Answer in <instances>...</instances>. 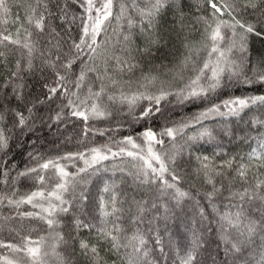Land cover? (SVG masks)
<instances>
[{
  "label": "snow or ice",
  "instance_id": "obj_1",
  "mask_svg": "<svg viewBox=\"0 0 264 264\" xmlns=\"http://www.w3.org/2000/svg\"><path fill=\"white\" fill-rule=\"evenodd\" d=\"M15 7L20 11L13 14L8 0H0V26H7L10 22L17 25L15 38L7 27L0 28V48L15 45L26 50L27 58L23 63L17 60L15 70L0 85V152L9 148L13 135L27 136L35 131L38 123L46 121L64 123L65 120L75 118L84 123L86 135L91 131L88 127L90 120L110 115L105 97L109 102H127L129 114L135 111L139 100H148V106L138 115H133L137 123L153 119L161 113L160 102L173 93L161 91L156 96L145 95L143 92L126 95L121 90L117 96L115 92L109 94V89H122L124 83H130L116 76L133 72L140 66L138 57L146 58L154 55V50H159L164 39L160 22L169 12L173 15L174 28H185L187 14L184 11V0H130V3L128 0H17ZM194 7L198 13L193 18L194 22L204 26L202 37L207 58L202 65H197L200 49L185 43L188 55L180 62L176 74L183 78V71L191 63L194 76L174 93L179 102L200 99L232 86L264 85V0H194ZM225 16L228 19H224ZM77 21L78 40L70 38L71 29L67 27L75 25ZM112 21L117 25L114 33L123 36L122 41L117 40V44L122 46L121 54L115 52L110 39H101L107 35ZM122 21L126 22L127 32L120 31ZM135 27H139L144 36L143 47L132 46V29ZM21 31L24 33L23 38ZM256 41L262 43L261 48L254 47ZM38 51L42 69L48 70L51 75L50 78L43 77L41 94L32 96L22 73L33 71L34 54ZM5 59V52L0 51V63ZM77 64L78 72L74 70ZM145 79L151 83L156 77L149 79L145 76ZM13 101L15 107L12 106ZM45 106L47 115L41 112ZM252 106H264V95L229 97L219 104H212L176 127L161 129L159 133L147 127L138 134L143 139V145L137 144L132 136L117 142L131 146L136 151L127 150L126 147L113 151L105 144L86 149L85 152H69L45 159L34 148L27 153L33 165L25 166L14 179L32 177L37 188L18 199L15 198V191L12 195H0V205L6 202L17 210L15 216L21 219L41 221L47 226V232L34 239L31 232L21 236L19 231L11 228L10 231L19 236L20 241L14 243L0 240V249H7L11 253V258L0 256V261L2 264H50V258L56 257L58 264H72L57 249L61 245L67 247L69 241H76L73 232L87 229L94 231L95 243L80 239L79 252L88 259L89 264H108L100 256L103 244H108L106 251L118 257L119 264H158L160 259L166 262L168 254L164 253L159 234L151 227L155 217L148 222L146 230L140 227L144 223L145 214L150 210L146 207L147 201L132 200L135 213L131 219L133 230L130 235L119 222L125 209L122 206L124 201L116 190L118 185L114 181L105 182L102 189L103 193H109L110 196L108 199L103 195L100 197L99 223L93 222L95 216L92 221L81 219L83 204L87 200L86 189L77 196L75 188L79 183L87 181L82 180L79 173H87L94 165L102 166V162L110 156H127L141 162L133 165L135 172L128 173L134 183L140 186L158 185L159 195H170L177 205L185 198L193 199L199 207L202 221H208L207 232L216 234L218 243L213 249L211 236L205 238L202 232H194L191 245L186 250H177L178 264H264V179H257L255 183L248 181L249 172L253 168L257 172L264 170V118L253 116L245 120L241 115ZM222 108L226 110L222 111ZM212 115L236 117L243 121L245 127L239 129L243 135H236V139L251 142L255 146L250 145L249 152L240 154L239 162L236 155L219 164L215 163V156L219 153L211 157L196 156L199 164L197 174L203 173L204 182L211 185V190L203 193V198L208 201L207 206L215 212L214 218L210 219L199 200H195L190 191L179 186L182 177L174 165L177 157L183 154L184 147L176 145L174 141L185 128L193 123L200 124ZM9 119L11 127L7 125ZM223 130L228 136L234 135L236 131L227 126ZM205 136L209 140L215 139L210 129L203 128L197 135L188 137V140L195 142ZM162 137H169L173 141L170 154L156 150V145L164 144ZM74 158L83 160L85 166L76 173H70L61 161ZM0 167L4 169V179L0 182L6 183L11 169L6 164ZM16 167L12 165L13 169ZM118 170L124 172L123 168ZM233 171L235 175H232ZM237 181L241 182L240 188L236 187ZM70 190L73 193L72 199L66 198ZM221 197L227 201V211L221 212L217 207L216 201ZM23 205H31L38 211H21ZM156 207L155 203L151 205L152 209ZM163 207L167 211V205ZM73 209L77 211L73 212ZM69 213H72L71 222L63 225L69 231L63 233L59 230L62 226L60 217ZM4 219L10 221L13 217ZM153 237L162 254L156 258H153L154 249L149 248V240ZM69 255H75V248ZM112 264H117V261L113 260Z\"/></svg>",
  "mask_w": 264,
  "mask_h": 264
},
{
  "label": "trees",
  "instance_id": "obj_2",
  "mask_svg": "<svg viewBox=\"0 0 264 264\" xmlns=\"http://www.w3.org/2000/svg\"><path fill=\"white\" fill-rule=\"evenodd\" d=\"M16 2L17 0H8L10 11L13 14L20 11L15 7ZM128 2L130 3V0ZM184 4V11L187 14L184 21L185 28L183 30L178 27L174 28L173 15L169 12L160 22V31L164 39L159 50H154V55L152 56L146 58L138 57L140 66L133 72H125L116 76L117 79L130 83H124L122 89H109V94L115 92L117 96L121 90L126 95L143 92L145 95L156 96L161 91L173 93L160 102L159 107L161 108V113L156 114L153 119L141 120L137 123L133 120V115H138L144 107H147L150 103L148 100H139L135 105V111L129 114L127 102L121 103L119 100L109 102L105 97V103L108 105L110 115L104 118L90 120L88 127L91 131H88L86 135L84 123L75 118H72L70 121L65 120L64 123H53L51 121H46L43 124L38 123L35 131L27 136L21 137L19 135H13V139L9 142V148L0 152V165L6 164L8 169H11L7 182H0V195H12L13 191H15V198L18 199L20 196L26 195L37 188V184L32 177H20L18 180L14 179L17 173L23 170L25 166L33 165L27 153L32 152L34 148L45 159L63 156L69 152H85L86 149L105 144L109 145L113 151H117L119 147H126L127 150L136 151L137 149H131V146L120 145L117 142L123 140L124 137L132 136L137 144L143 145V139L142 137H138V134L143 132L147 127H151L155 132L159 133L161 129L165 127H176L180 123L190 120L194 115L204 111L212 104H219L229 97L264 95V85H242L223 88L214 94L200 99L188 100L183 103L179 102L174 93L183 88L189 82L190 78L194 76V73L191 71V63L183 71V78L176 74L180 62L188 55V50L184 47L185 43L188 42L194 45L195 48L200 49L197 57V65H202L203 61L207 58V51L204 49V40L202 37L204 26L203 24L195 23L193 19L198 14L195 11L194 0H184ZM116 11H119V3H117ZM134 18L137 21L139 20L138 17L134 16ZM224 19H228V17L225 16ZM78 24L79 21L75 25L67 26L71 29L70 38L79 39ZM121 24L120 31L127 32L126 22L122 21ZM2 27H7L8 32L12 33L13 38H15L17 25L10 22L7 26H0V28ZM116 27V22L112 21L111 26L107 30V35L102 36L101 39H110V45L114 46L115 52L121 54L122 46L117 44V40L122 41L123 36L114 33ZM132 32L134 42L132 46L143 47L144 36L140 33L139 27L133 28ZM20 35L23 38V31H21ZM33 38L35 39V37ZM41 47H43V44ZM254 47L261 48L262 43L256 41ZM0 51H4L6 56L4 62L0 63V85H2L11 71L15 70L16 61L21 60L23 63L26 60L27 52L25 49L15 45L0 48ZM34 55L33 71L22 73V75L25 76L26 83L29 85L28 91L32 96H39L41 94L43 77L48 76L50 78L51 74L48 70L42 69L39 51ZM238 55L237 53L236 56ZM74 70L79 71V64L76 65ZM145 76L149 77V79L155 76L156 79L150 83L148 79H145ZM96 87H99V82L96 83ZM12 106L15 107V101L12 102ZM53 107L55 106L53 105ZM224 110L226 109L222 108V111ZM41 112L47 115V106L42 108ZM241 115L244 116L245 120L253 116L264 118V106H252L250 110L246 109ZM7 125L11 127L10 119L7 121ZM225 126L236 130L235 134L232 136L226 135L223 130ZM244 127L243 121L238 120L236 117L212 115L202 120L200 124L193 123L185 128L174 141L176 145L184 147L183 154L177 157L174 165L178 174L182 177V180L179 181V186L183 190L190 191L192 196L195 197V200H199L200 206L205 207L206 214H209L210 219L214 218L215 212L207 206L208 201L203 198V193L210 191L211 185L204 182L203 173L197 174L196 169L199 167V164L196 156L207 155L211 157L219 153L215 156V163L219 164L223 160L236 155L239 162V155L249 152L250 145L255 146L251 142H242L236 139V135H243V132L239 131V129ZM203 128L210 129L215 139L209 140L205 136L203 139H198L195 142L188 140V137L197 135ZM162 139L164 140V144L156 145V150L170 154L173 150V141L169 137H162ZM61 163L66 166V170L70 173H76L79 168L85 166L83 160L75 158L73 160H63ZM140 163V161L133 160L127 156H110L108 160L102 162V166L94 165L88 169L87 173H79L80 178L87 181V183H79L75 188V194L77 196L81 191L86 189L85 195L87 196V200L83 204L81 219L92 221V217L95 216L96 220L93 222L99 223L98 208L100 197L103 195L105 199H108L110 196L109 193H103L102 189L104 188L105 182L112 183L114 181L118 185L116 190L124 201L122 206L125 209V213L119 222L125 227L127 234L130 235L133 230L131 219L135 213V206L132 204V200L147 201L146 207L150 210L145 214L144 223L140 227L146 230L149 226L148 222L155 217L151 227L154 232L159 234L164 247V253L168 254L167 261L165 262L163 259H160L158 264H178L177 250H186L191 245L194 232L197 234H201L202 232L205 238L211 236L213 240L212 248L215 249L216 243H218L216 234L214 232H207L208 221H202L199 215V207H197L193 199L185 198L177 205L171 199L170 195H159L157 191L158 185L140 186L133 182L128 173L135 172L136 169L133 165H139ZM14 164L17 167L13 169L12 165ZM119 168H123L124 172L119 171ZM3 171L4 169L0 167V181L4 179ZM232 175H235L234 171ZM257 179H264V170L257 172L253 168L249 172L248 181L249 183H255ZM217 182H219V178ZM243 186L246 187L248 185ZM236 187L240 188L241 182L237 181ZM66 198H73L71 190L66 194ZM153 203L157 205L155 209L151 208ZM216 204L219 211L223 212L228 210L225 208L227 201L222 197L216 201ZM163 205H167V211H165ZM20 210L38 211V209H33L31 205H23ZM16 211L15 208L7 205L6 202L0 205V240L19 243L20 237L10 231L11 228L19 231L21 236L31 232L34 239L39 235H46L47 226L45 224L36 219H21L15 216ZM76 211L77 209H73V212ZM9 216L13 217V219L6 221L4 218ZM60 219L62 226L59 230L67 233L69 229L63 225L71 222L72 213L62 215ZM72 235L77 237L76 241H69L67 247L61 245L57 251L62 256L70 259L72 264H89L88 259L80 255L79 240L86 239L91 243H95L94 231L82 229L79 233L73 232ZM149 235H152V233H149ZM73 248H75V255H69ZM107 248L108 244L101 246L100 256L108 264H112L113 260H116L117 264H119L118 257L107 252ZM149 248L154 249L153 258L162 255L159 250L160 246L155 245L154 237L149 240ZM0 256H9L11 258V253L7 249H0ZM0 264H2V261H0ZM50 264H58V259L51 257Z\"/></svg>",
  "mask_w": 264,
  "mask_h": 264
}]
</instances>
